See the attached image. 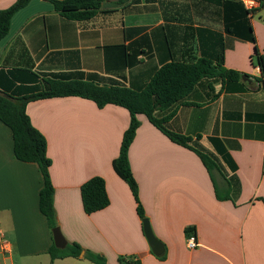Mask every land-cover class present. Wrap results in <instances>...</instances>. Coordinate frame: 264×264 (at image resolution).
<instances>
[{"label":"crops","instance_id":"obj_1","mask_svg":"<svg viewBox=\"0 0 264 264\" xmlns=\"http://www.w3.org/2000/svg\"><path fill=\"white\" fill-rule=\"evenodd\" d=\"M17 0H0V10ZM107 0V11L91 21L67 20L48 0H32L11 21L8 36L0 43V75H14V88L23 87L32 73L41 79L71 80L110 78L112 58L107 48L134 43L164 25L159 2L125 13ZM182 8L187 0H159ZM173 4V3H172ZM264 5V4H263ZM167 14L190 19L194 27L219 32L218 16L210 11ZM259 21L252 20L257 46L264 55V6ZM182 45V27L171 24ZM132 38L125 39V30ZM142 29V31H138ZM228 38V37H227ZM155 41V40H154ZM225 67L248 75V91L223 93L200 106L180 107L169 128L193 139L208 153L229 155L222 171L209 172L192 151L169 140L146 117L129 150V160L139 187V199L164 253H153L145 236L143 220L128 184L115 173L113 162L120 153L130 113L119 106L103 109L78 97L32 102L27 114L47 140L55 189L57 225L69 243L104 257L107 264L120 260L139 264H264V87L256 81L258 68L252 59L255 46L227 39ZM142 60L128 77L137 87L158 60ZM20 70V71H17ZM25 71V72H24ZM31 73V74H30ZM217 92L220 90L218 86ZM235 165L236 168H233ZM105 180L110 205L87 215L81 187L90 179ZM43 187L37 165L18 161L13 153L11 131L0 122V243L4 235L8 251L0 248V264H51L53 244L45 217L39 210ZM199 246L189 249V237ZM56 260L53 264H93L84 258Z\"/></svg>","mask_w":264,"mask_h":264},{"label":"trees","instance_id":"obj_2","mask_svg":"<svg viewBox=\"0 0 264 264\" xmlns=\"http://www.w3.org/2000/svg\"><path fill=\"white\" fill-rule=\"evenodd\" d=\"M32 0H17L11 7L0 10V43L8 36L13 17L26 8ZM56 12L62 17L75 22L91 21L101 14L103 4L107 0H48ZM189 6L182 8L176 3H161L159 0H116L115 3L130 13L132 8L140 10L156 3L164 10V25L156 28L152 38L145 36L128 45L109 47L107 55L112 58L109 74L116 77L93 78L87 80H71L62 77L41 79L38 75L25 82L23 87L14 88L17 81H22L14 75L7 76L10 87L1 82L0 90L8 97L0 96V122L12 134L13 153L15 158L26 164L37 165L42 176L43 187L39 194V210L45 217L52 231L58 227L55 212V189L50 178L52 162L47 154V140L31 123L27 114V106L32 102L53 98L78 97L94 102L98 108L108 105L119 106L130 113V125L123 135L120 153L113 162L115 173L125 181L137 203V213L142 220L147 219L139 199V187L134 178L129 160V150L141 125L139 116L148 121L163 133L173 143L194 152L209 172L222 171V162H228L229 155L208 153L200 144V139L173 132L169 128L170 121L176 116L180 107L200 106L216 100L221 94H239L248 91L246 81L248 75L225 67V52L230 47L227 39L254 44L252 59L256 58L257 68L261 75L256 78L258 84L264 87V55L261 54L254 33L252 19L243 3L237 0H187ZM264 6V5H263ZM210 11L218 16L219 32L207 27H194L190 19L174 18L178 12ZM171 11L175 16L168 15ZM190 25L182 27V45L174 32L177 27L172 22ZM142 31V29H138ZM131 30H125V39L132 38ZM228 37V38H227ZM154 60L153 69L146 83L137 87L128 77L131 71L143 64L142 60ZM156 60V61H157ZM20 71V70H17ZM25 72V71H24ZM128 72V75L126 74ZM220 87L217 92L216 88ZM9 98H13L14 101ZM233 168H236L233 165ZM81 200L87 215L100 212L110 205L105 180L94 177L81 187ZM84 258L93 264H107L104 257L85 251L77 243H69L65 249L56 248L54 241L48 254L51 264L56 260L68 258ZM121 264H139L120 260Z\"/></svg>","mask_w":264,"mask_h":264},{"label":"water","instance_id":"obj_3","mask_svg":"<svg viewBox=\"0 0 264 264\" xmlns=\"http://www.w3.org/2000/svg\"><path fill=\"white\" fill-rule=\"evenodd\" d=\"M1 97H8L6 93L0 90ZM10 100L14 101L13 98H9ZM143 228L145 236L149 242V245L157 256H161L164 253V246L163 244L155 237L153 230L151 228L150 222L148 219L143 220ZM53 234V241L58 249H65L68 246V242L64 237L63 233L61 232L60 228L57 227L52 231ZM83 256V253L81 254Z\"/></svg>","mask_w":264,"mask_h":264},{"label":"built area","instance_id":"obj_4","mask_svg":"<svg viewBox=\"0 0 264 264\" xmlns=\"http://www.w3.org/2000/svg\"><path fill=\"white\" fill-rule=\"evenodd\" d=\"M243 3L245 9L249 12V17L253 20L254 17L257 15L258 11L262 8L264 4V0H237ZM259 77L261 75L260 68L257 69ZM2 242L0 243V248L3 251H8V243L4 237V235H1ZM187 245L189 249H195L199 246L197 239L195 236H191L188 239Z\"/></svg>","mask_w":264,"mask_h":264},{"label":"rangeland","instance_id":"obj_5","mask_svg":"<svg viewBox=\"0 0 264 264\" xmlns=\"http://www.w3.org/2000/svg\"><path fill=\"white\" fill-rule=\"evenodd\" d=\"M259 16L258 15H256L255 17H254V20L255 21H259ZM254 63L256 64V58H254ZM45 264H48V263H45Z\"/></svg>","mask_w":264,"mask_h":264}]
</instances>
